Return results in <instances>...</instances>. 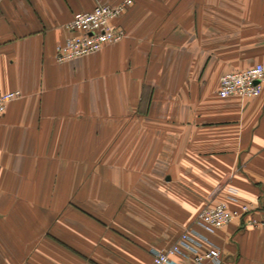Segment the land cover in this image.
Segmentation results:
<instances>
[{
	"label": "crops",
	"instance_id": "crops-1",
	"mask_svg": "<svg viewBox=\"0 0 264 264\" xmlns=\"http://www.w3.org/2000/svg\"><path fill=\"white\" fill-rule=\"evenodd\" d=\"M125 0H0V264H153L208 204L264 220V0H132L126 37L57 63L74 15ZM223 264H264V227L209 235ZM207 264H212L208 262Z\"/></svg>",
	"mask_w": 264,
	"mask_h": 264
},
{
	"label": "built area",
	"instance_id": "built-area-1",
	"mask_svg": "<svg viewBox=\"0 0 264 264\" xmlns=\"http://www.w3.org/2000/svg\"><path fill=\"white\" fill-rule=\"evenodd\" d=\"M132 4V0L118 5L100 4L91 11L75 14L65 27L70 36L55 49L57 63L88 57L107 45L122 41L126 32L117 27L115 21ZM263 89L264 64H258L244 71L224 74L220 78L218 95L222 99L257 98ZM21 97L19 90L0 92V118L9 104ZM237 202L232 196L229 201L206 205L168 249L153 251V264H223L221 251L210 239V234L236 220H242L245 228L264 227V220L252 217L253 209L249 205H236Z\"/></svg>",
	"mask_w": 264,
	"mask_h": 264
}]
</instances>
